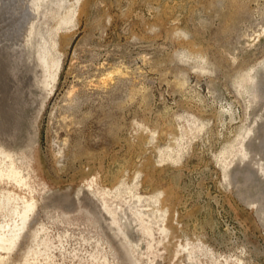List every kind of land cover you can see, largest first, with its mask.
<instances>
[{
  "label": "rangeland",
  "instance_id": "374dc122",
  "mask_svg": "<svg viewBox=\"0 0 264 264\" xmlns=\"http://www.w3.org/2000/svg\"><path fill=\"white\" fill-rule=\"evenodd\" d=\"M25 1L0 0V149L25 181L0 194L36 209L0 264H264V0H41L19 50Z\"/></svg>",
  "mask_w": 264,
  "mask_h": 264
},
{
  "label": "bare ground",
  "instance_id": "6f19581e",
  "mask_svg": "<svg viewBox=\"0 0 264 264\" xmlns=\"http://www.w3.org/2000/svg\"><path fill=\"white\" fill-rule=\"evenodd\" d=\"M20 1L23 2L24 0H20ZM40 3H41V0L25 1L24 3H20V4H22L21 6H23L22 10H19V7L15 8V10L17 12H21L22 15L16 19V21H15L16 30L13 34H10V36H8L7 40L10 41V40L14 39L15 43L13 45L18 44L19 50L22 49L23 47H24L23 50H25V49L29 48V46H30L31 34L33 31V27L35 26V20L37 19L38 14L40 12V8H41ZM31 15H34V17H32ZM71 21H72V16L63 18L64 23H69ZM3 48L4 47H2V49ZM50 52H51L50 46L48 45L47 40L44 38L43 43L42 44L40 43L38 45L39 63L37 65L38 67L43 69L44 78L41 81V84L43 86L44 85L52 86V84L55 81H57L58 76H59L60 63L58 60H55L54 58L51 57ZM43 102H44V100L42 101V103ZM15 138H16V136H15ZM0 154H4L6 158H9L11 160V165H9L8 168H6L3 165V163L0 162V179L8 178V179H14L18 183L25 182L23 180V178H21L19 175H17L16 164L13 161V159L10 157V155L7 153H4V151L1 149H0ZM13 201L15 203H18V199L15 197H12V195H10V193H7V195H1L0 194V214L8 211V212H10L13 215L18 217L17 219H13L12 221H10L8 223H2L0 225V227L3 230H5V232H6V233L0 235V249H2V250L3 249L4 250H11V249L15 248L16 242L19 240L21 231L23 230L24 225L26 224L27 220L29 219V216H30L29 213L36 209V206L34 203H25L22 207H19L18 205H14ZM1 232H3V231H1ZM146 232L149 235L152 234L151 233L152 231L150 232L149 228L146 229ZM0 259H1V257H0Z\"/></svg>",
  "mask_w": 264,
  "mask_h": 264
}]
</instances>
